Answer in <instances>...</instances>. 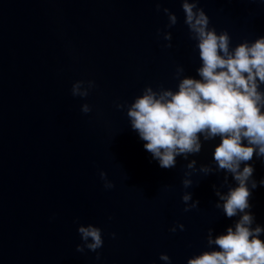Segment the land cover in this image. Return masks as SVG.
<instances>
[{
    "label": "water",
    "instance_id": "obj_1",
    "mask_svg": "<svg viewBox=\"0 0 264 264\" xmlns=\"http://www.w3.org/2000/svg\"><path fill=\"white\" fill-rule=\"evenodd\" d=\"M199 6L232 47L264 36V0ZM156 7L154 0H0V264H166L162 253L187 264L210 250L209 228L215 236L237 219L215 208L212 186L223 172H197L190 188L182 185L190 160L197 168L212 163L219 138L163 169L132 130L127 109L116 107L146 86L177 90L178 65L198 78L199 52L180 0L160 4L178 18L170 29ZM163 31L172 34L171 48L163 47ZM79 80L95 82L86 98L71 95ZM249 163L258 183L251 212L264 226V158ZM101 171L114 188H104ZM229 183L236 186L230 175ZM185 191L199 201L188 212ZM80 224L102 229L100 259L76 251Z\"/></svg>",
    "mask_w": 264,
    "mask_h": 264
},
{
    "label": "clouds",
    "instance_id": "obj_2",
    "mask_svg": "<svg viewBox=\"0 0 264 264\" xmlns=\"http://www.w3.org/2000/svg\"><path fill=\"white\" fill-rule=\"evenodd\" d=\"M154 2L156 11L162 10L168 17L165 27H174L178 23L177 16L168 8H160L164 0ZM180 3L189 39L195 42L194 47L199 52L198 78L185 76V69L178 65L177 90L162 86L154 90L146 86L131 104L125 101L117 103L116 107L127 109L132 130L138 133L145 142V150L163 169L174 168L177 157L188 160L190 155H198L203 142L219 138L212 163L197 168V161L190 160L182 185L190 188L193 181L189 177L197 172L205 177L223 172L219 187L212 186L218 197L215 208L222 210L225 217L237 219L225 232L215 236L214 229L209 228L207 246L210 250L189 258L187 264H264V240L261 239L264 226L256 223L250 204L252 190L258 183L253 178L254 167L249 163L254 156L264 158V36L232 47L226 30L217 33L210 27L208 15L199 6L201 0H180ZM160 33L158 29L157 34ZM163 39L169 42L163 47L171 48L170 31H163ZM94 87L92 80L76 81L71 95L86 98ZM91 110L87 103L81 105L84 114ZM229 175L236 186L229 183ZM100 178L106 190L115 187L105 172H100ZM259 185L264 186V179ZM225 187L226 192L221 190ZM181 199L185 212L199 206V201L193 200L188 191ZM178 227L184 230L183 224ZM169 230L176 232L177 226ZM78 234L81 243L76 251L97 252L96 258L100 259L97 250L104 244L102 229L80 224ZM112 237L115 238V233ZM159 259L171 264L167 254L162 253Z\"/></svg>",
    "mask_w": 264,
    "mask_h": 264
}]
</instances>
